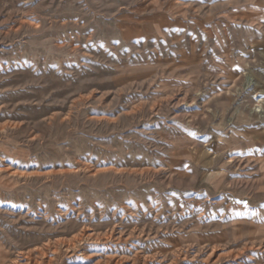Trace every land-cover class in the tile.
<instances>
[{"label":"rangeland","instance_id":"rangeland-1","mask_svg":"<svg viewBox=\"0 0 264 264\" xmlns=\"http://www.w3.org/2000/svg\"><path fill=\"white\" fill-rule=\"evenodd\" d=\"M0 264H264V0H0Z\"/></svg>","mask_w":264,"mask_h":264},{"label":"bare ground","instance_id":"bare-ground-1","mask_svg":"<svg viewBox=\"0 0 264 264\" xmlns=\"http://www.w3.org/2000/svg\"><path fill=\"white\" fill-rule=\"evenodd\" d=\"M261 101L258 102L257 106H256V110L257 112H259L262 108H261V105H260Z\"/></svg>","mask_w":264,"mask_h":264}]
</instances>
